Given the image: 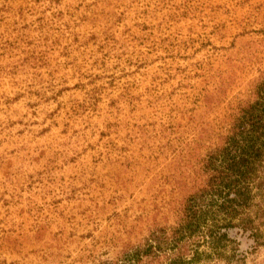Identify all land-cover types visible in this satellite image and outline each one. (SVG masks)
<instances>
[{"label": "rangeland", "instance_id": "rangeland-1", "mask_svg": "<svg viewBox=\"0 0 264 264\" xmlns=\"http://www.w3.org/2000/svg\"><path fill=\"white\" fill-rule=\"evenodd\" d=\"M0 264H264V0H0Z\"/></svg>", "mask_w": 264, "mask_h": 264}, {"label": "trees", "instance_id": "trees-1", "mask_svg": "<svg viewBox=\"0 0 264 264\" xmlns=\"http://www.w3.org/2000/svg\"><path fill=\"white\" fill-rule=\"evenodd\" d=\"M233 124V123H232ZM236 124V123H235ZM240 129L234 124L230 127V131L227 133V135L223 136V144L218 146L214 151H209V154L207 157L204 159V164L203 161L201 163V166L199 167V170H197L196 175H198L197 178L202 179V183L199 184L195 190L202 188L199 191H207L213 183H215V180L219 178V176L222 173H225V171H232V173L236 172L233 171L232 168H236L238 166V161L235 160L234 157L228 158L227 156L229 155V151L231 146H235V148H238L239 142L237 141V136L239 134ZM238 144V145H235ZM223 157V159H222ZM222 159V164L221 168L219 169L218 166H216L217 161L219 162ZM231 201V200H230Z\"/></svg>", "mask_w": 264, "mask_h": 264}]
</instances>
